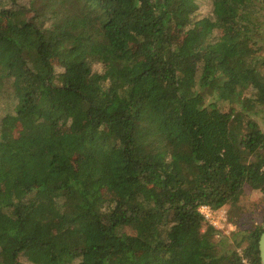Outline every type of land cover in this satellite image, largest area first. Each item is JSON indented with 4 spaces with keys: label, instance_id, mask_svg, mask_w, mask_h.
Wrapping results in <instances>:
<instances>
[{
    "label": "trees",
    "instance_id": "1",
    "mask_svg": "<svg viewBox=\"0 0 264 264\" xmlns=\"http://www.w3.org/2000/svg\"><path fill=\"white\" fill-rule=\"evenodd\" d=\"M258 116L264 0H0V264H261Z\"/></svg>",
    "mask_w": 264,
    "mask_h": 264
},
{
    "label": "rangeland",
    "instance_id": "2",
    "mask_svg": "<svg viewBox=\"0 0 264 264\" xmlns=\"http://www.w3.org/2000/svg\"><path fill=\"white\" fill-rule=\"evenodd\" d=\"M200 15H205L207 13H209V5L206 2H202L201 7H200ZM210 98H214L212 96L209 97ZM220 106H222L224 109L228 110L230 108V104L228 103H223V102H219ZM258 122L260 123L261 127L264 130V118L262 117H257ZM107 195L111 196L112 195V191L111 190H107L105 192ZM247 199L248 200H253L257 203L255 211H256V215H254L256 222L257 221H262L263 219V213H264V205L263 203L260 201L261 200V194L258 192H250V190L247 191ZM214 216L213 218V222L216 224L215 226L218 229H222L224 230V234L226 235H230L231 231L238 229L239 226H241L242 229L244 228H251L253 222L251 221V218H241V225H237L232 223L231 225L227 226V222H229V209L223 207L217 210H214V213L212 214ZM253 216V215H252Z\"/></svg>",
    "mask_w": 264,
    "mask_h": 264
},
{
    "label": "built area",
    "instance_id": "3",
    "mask_svg": "<svg viewBox=\"0 0 264 264\" xmlns=\"http://www.w3.org/2000/svg\"><path fill=\"white\" fill-rule=\"evenodd\" d=\"M200 211L208 222H210L213 225H216L213 222L214 216L212 215L214 213V210L210 206L203 205L201 206ZM243 262L244 264H251L247 259H243Z\"/></svg>",
    "mask_w": 264,
    "mask_h": 264
},
{
    "label": "water",
    "instance_id": "4",
    "mask_svg": "<svg viewBox=\"0 0 264 264\" xmlns=\"http://www.w3.org/2000/svg\"><path fill=\"white\" fill-rule=\"evenodd\" d=\"M259 252H260L261 264H264V225H263V231L259 238Z\"/></svg>",
    "mask_w": 264,
    "mask_h": 264
}]
</instances>
